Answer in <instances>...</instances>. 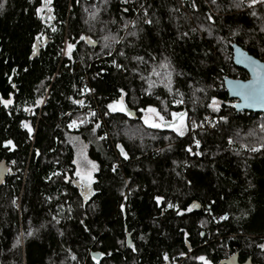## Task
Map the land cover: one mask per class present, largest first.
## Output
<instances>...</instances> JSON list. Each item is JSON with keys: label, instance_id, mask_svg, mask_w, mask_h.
<instances>
[{"label": "trees", "instance_id": "16d2710c", "mask_svg": "<svg viewBox=\"0 0 264 264\" xmlns=\"http://www.w3.org/2000/svg\"><path fill=\"white\" fill-rule=\"evenodd\" d=\"M246 3L237 9L234 0H53L54 19L42 23L39 0H3L0 99L12 103L0 104V145L11 139L15 147L0 146L7 165L0 264H201L199 256L226 264L232 253L238 262L264 264L257 247L264 244V141L251 137L264 113L237 111L223 84L224 76L247 77L232 62V43L264 61V4ZM65 41L75 45L69 55L61 52ZM121 90L127 114L108 112ZM213 97L218 111L207 107ZM147 107L166 120L185 113V135L146 125ZM205 115L216 123L193 128ZM72 120L77 125L69 128ZM21 121L33 127L31 138ZM74 138L97 165L87 201L74 175Z\"/></svg>", "mask_w": 264, "mask_h": 264}, {"label": "snow or ice", "instance_id": "6c2138e0", "mask_svg": "<svg viewBox=\"0 0 264 264\" xmlns=\"http://www.w3.org/2000/svg\"><path fill=\"white\" fill-rule=\"evenodd\" d=\"M28 2H29V4H31L32 0H28ZM126 2H128V0H122V3H126ZM211 2L214 4L216 2V0H211ZM257 4H264V0H247L246 6L248 8H252L254 5H257ZM52 5H53V0H39V6L35 7V16L42 23L45 20L54 19V17L51 15V13L53 12ZM243 5H245V0H234L233 6L236 7L237 9H241ZM3 7H4L3 0H0V9H3ZM192 8L193 9L196 8L195 3L192 4ZM125 11H127V9H125ZM91 15L94 16L95 13H92ZM251 15L255 17L257 15V13L255 11H252ZM208 20L212 21V16L209 15ZM145 23H151V21L145 20ZM201 30L207 31L209 36L212 35V31L210 28H202ZM52 31L55 32L56 29L53 27ZM261 31H264V29H261ZM237 34L238 33H236L235 31L233 32V35H237ZM132 35H135V33H132ZM185 35H187V34H185ZM37 38L41 42L45 39V37H43L42 35H39V34H38ZM80 39L86 40L87 38L84 36H81ZM106 39H107V37H106ZM89 42H91V41H89ZM65 44H66V48L62 49L61 52H63L64 55H69V53L72 52L75 45L73 43H69L67 41H65ZM38 46H39L38 43H33L32 55L36 54V49ZM105 47H107V45H105ZM59 54L60 53H57V55H59ZM109 55H111V53H109ZM121 55H123V53H121ZM31 58L32 57L30 56L29 59H31ZM69 58H71V57L69 56ZM135 59L142 60L143 58L142 57H136ZM112 63L117 68L121 67L115 61H113ZM161 67L167 69L168 65L167 64H161ZM250 67H252L253 79L247 83H244V84L237 83L235 85L236 94L240 95L246 101L264 103V71H257V68L261 67V66L255 65V62L250 64ZM12 71L15 72L16 70L13 69ZM8 79H9V81H11L12 78L9 76ZM167 79H168V83L166 84V87H169V89H170V86H171V73L170 72L167 73ZM81 91L84 92V91H91V90L85 88V89H82ZM197 91H202V89H197ZM69 99L71 100L72 98L69 97ZM41 102H42L41 100H37L36 104L39 105ZM11 103H12L11 97H9L8 99H0V104H2L5 108H7V106ZM72 103L81 104V105L83 104L82 101H77V100H72ZM177 103H179V101H177ZM207 107L212 109L213 111H218L220 105H219V102L216 100V98L213 97L211 102L208 103ZM233 107H236V106L233 105ZM107 109H108V112L120 111V112H125L127 114L125 106L123 104V91L122 90H121L120 100H116V101H113L112 103H109L107 105ZM25 110L29 111V109H25ZM143 111L147 114H150V115H147L143 118L144 123L146 125H148L149 127H152V128L168 127L173 132H175L176 135L179 137H183L185 135V132L187 131V128L184 124L185 113L172 112L171 113L172 119L166 120L164 118V116L160 115V113L157 112V110L153 107H147ZM88 115L89 116H95V113L89 112ZM153 117L155 118V121L153 120ZM220 119L226 120V117H220ZM84 122L85 121H83V120L79 121V123H81V124H83ZM205 122H208L207 117H205ZM76 125H77V120H72L69 123L68 127L74 128V127H76ZM21 127L28 130L29 138H31L32 129L29 127V125L27 123L21 121ZM96 127H99V124H97ZM192 127L193 128L197 127L195 121H192ZM199 127L202 128L203 125H200ZM95 130H96L95 128L92 129L93 132H95ZM261 130L264 131V126H261ZM101 139H103V138L101 137ZM194 143H195L197 148L200 147V141L194 139ZM229 143L231 144L232 141L229 140ZM0 146L5 147L8 151H12L13 148L15 147V145L11 139L4 141L3 144ZM116 147L119 149L120 155L123 157V159L127 160L129 157H128L127 153L124 151V149L119 144H117ZM185 151L188 152L189 154H193L191 148L186 147ZM250 151L255 152V151H258V149L252 148V149H250ZM194 154L199 156L202 153L196 152ZM37 155H39V153H37ZM78 155L81 158L80 160H77V159L72 160V163L74 165H76V170L74 172V175L78 178L77 184L81 189V195L83 196L84 200L87 201L89 195L92 193L91 185L94 183L92 174L97 171V165L93 161L88 160L86 157H84L82 149L80 150ZM0 163H2V162H0ZM116 168H117V165L113 164L112 170L115 171ZM52 175L59 176L60 173L54 172ZM65 180H66V182H68L67 175L65 176ZM0 182H2V181H0ZM125 183H127V182H125ZM121 195H123V192L121 193ZM154 199H155L157 206H159L161 203L162 197L156 196ZM13 204L15 205V201H13ZM168 207L169 208H175L176 206L169 204ZM194 207H198V205H196L195 203L192 205H189V207L186 209V211H191L192 208H194ZM121 208L123 210V205L121 206ZM180 214L181 213L179 211H177V215H180ZM53 219L55 220L56 218L53 217ZM219 219L225 220V219H227V216H221ZM57 223H59L58 220H57ZM81 223H83V222H81ZM41 227H43V225ZM85 231H87V228H85ZM33 234H34V232L31 230L27 233V235H29V236H32ZM61 235H62V233H61ZM185 235H187V233H185ZM19 242H20V238L17 237V244ZM129 247H131V245H129ZM257 247L260 248L261 251H264V244H258ZM133 251H135V249H133ZM181 255H183V253H181ZM72 259L75 260L76 257L72 256ZM165 259L167 260L166 255H165ZM197 259L199 261H201V264H210L209 260H207L204 256H199V257H197Z\"/></svg>", "mask_w": 264, "mask_h": 264}, {"label": "water", "instance_id": "95a60500", "mask_svg": "<svg viewBox=\"0 0 264 264\" xmlns=\"http://www.w3.org/2000/svg\"><path fill=\"white\" fill-rule=\"evenodd\" d=\"M232 62L233 64L246 72V78H232L229 76L223 77V84L225 91L229 98L235 99L234 105L237 111H250L254 113H264V103L251 102L244 100L240 95L236 94L235 85L237 83L244 84L253 79V71L250 64L255 62V65L261 66L257 68V71H264V61L250 54L244 47L237 43H232ZM7 171V165L4 161L0 163V181L3 180L4 175ZM238 254L235 253L233 256L228 258L226 264H238L237 263ZM246 264V263H245Z\"/></svg>", "mask_w": 264, "mask_h": 264}, {"label": "rangeland", "instance_id": "374dc122", "mask_svg": "<svg viewBox=\"0 0 264 264\" xmlns=\"http://www.w3.org/2000/svg\"><path fill=\"white\" fill-rule=\"evenodd\" d=\"M126 30V29H125ZM125 32V31H124ZM126 34V33H125ZM111 41L110 42H112L114 39L113 38H111L110 39ZM147 115H150V114H147V113H145V112H143V114H142V118H144L145 116H147ZM217 118H214V121L216 120ZM153 120L155 121V118L153 117ZM28 125H29V127L32 129V131H33V127L31 126V124L29 123V122H26ZM187 126V125H186ZM261 126H264V123L263 124H261ZM261 126H260V131L258 132V131H255V133L253 134V133H251V137H255V138H252L253 140H255V139H258L259 141H264V131H262L261 130ZM187 128V127H186ZM263 132V134H261ZM260 134L262 135L261 137H260ZM73 143H74V146H75V149H76V159L77 160H80L81 158H80V156L78 155L79 154V152H80V150L82 149L83 150V154H84V157H86L88 160H90L89 158H88V155H87V145H86V143L83 141V140H81L80 138H75V139H73ZM86 146V147H85Z\"/></svg>", "mask_w": 264, "mask_h": 264}, {"label": "bare ground", "instance_id": "6f19581e", "mask_svg": "<svg viewBox=\"0 0 264 264\" xmlns=\"http://www.w3.org/2000/svg\"><path fill=\"white\" fill-rule=\"evenodd\" d=\"M120 29H123V30H124V28H121V26H120ZM211 116H212V115H205V116H204V120H205V117H211ZM189 119H191V116H189ZM201 121H202V120H201ZM201 121H200V122H201ZM211 121H212V122L210 123L211 126H210L209 124H207L206 126H204V127H202V128H205V127H207V128H211V127L216 123V120L214 121V118L211 117ZM200 122H198V123H200ZM198 123L196 124V125H197V128H199V127H198ZM229 255H232V256H233V253H232V254H229ZM229 255H228V256H229ZM230 257H231V256H230ZM230 257H229V258H230ZM237 259H238V258H237Z\"/></svg>", "mask_w": 264, "mask_h": 264}, {"label": "built area", "instance_id": "2783aa9c", "mask_svg": "<svg viewBox=\"0 0 264 264\" xmlns=\"http://www.w3.org/2000/svg\"><path fill=\"white\" fill-rule=\"evenodd\" d=\"M121 28H124V26L121 25ZM207 118H208V122H205V120H203V121H201L200 123H198V127H199L200 125H203V127L206 126L207 124L210 125V123L212 122V121H211V117H207ZM199 128H201V127H199Z\"/></svg>", "mask_w": 264, "mask_h": 264}, {"label": "flooded vegetation", "instance_id": "af4514ba", "mask_svg": "<svg viewBox=\"0 0 264 264\" xmlns=\"http://www.w3.org/2000/svg\"><path fill=\"white\" fill-rule=\"evenodd\" d=\"M234 255V254H233ZM237 263L238 264H253L252 262H251V259L250 258H248L246 261H244V262H238V259H237Z\"/></svg>", "mask_w": 264, "mask_h": 264}]
</instances>
